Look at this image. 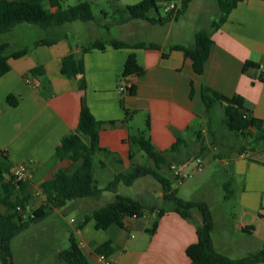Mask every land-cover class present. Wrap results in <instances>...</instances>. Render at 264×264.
Returning a JSON list of instances; mask_svg holds the SVG:
<instances>
[{
	"label": "crops",
	"instance_id": "crops-1",
	"mask_svg": "<svg viewBox=\"0 0 264 264\" xmlns=\"http://www.w3.org/2000/svg\"><path fill=\"white\" fill-rule=\"evenodd\" d=\"M7 1L41 3L50 12H55L59 5L70 7L65 6L67 0ZM92 1L99 8L100 15L113 20L104 24L98 20L84 23L94 32L89 44H83L82 40L72 41L62 30L64 26L45 30L23 24L8 34L0 35L7 37L0 45L8 44V55L28 49L24 57L9 60L11 70L0 78V159L5 158L12 166L33 160L27 190H16L18 195H31L27 213H32L45 203L41 185L53 180L59 170L70 168L72 162L60 160L57 148L65 136L76 131L85 99L96 120L116 121L115 126L105 125L99 135L101 148L110 152V155L101 154L98 157L99 162L106 164L102 172L107 171L115 176L129 170L132 165L129 138L144 131L147 120L150 123L147 136L158 151L170 149L179 139L192 146L179 153L173 161L184 169L195 162L187 163L188 159L198 157L200 145L195 143L201 136L208 154L205 159L220 162L222 167L227 168L233 183L244 177L240 203L245 208L244 216H250L255 225L243 222L239 227L264 238V152L256 156H240L237 150L231 148L224 151L212 149L202 135L206 133L209 123L213 124L202 100L204 86L229 98L241 96L252 115L264 122V82L259 80L264 67V0L239 3L227 21L213 33L214 44L202 76L195 74L192 61L181 51L170 50L180 45L178 43L167 47V41L158 42L161 50L114 49L106 45L104 49L86 51L99 40L141 43V40H131L130 27L145 28L136 24L148 23H116L114 9L127 8L123 4L128 0ZM113 5L114 9L110 11L109 6ZM37 27L42 31L36 32L39 37L28 41L26 38L30 33L39 31L35 30ZM101 28H106L108 34H100L98 31ZM114 29H119L118 36L111 35ZM40 40L54 43L36 46ZM131 54H135L144 74L131 78L135 94L120 93L123 72ZM70 55L83 63L84 75L68 78L62 74L63 60ZM247 62L255 63L259 70L245 74L243 69ZM33 71L39 73L33 74ZM83 81L86 83L85 89L82 87ZM9 98L14 99L15 106L10 104ZM125 110H129V115ZM139 116L143 118V129L132 127ZM214 150L218 152L214 153ZM146 161L145 155L140 153L134 163L144 165ZM169 178L174 180L172 173ZM159 194L162 198L163 194ZM97 201L78 200L52 213H76L70 221L73 232L88 217L77 233V240L84 244L81 249L91 264H98L99 254L96 250L108 242L111 243L112 253L107 257L116 264H190L186 250L198 241L196 231L202 224L198 213L194 214L192 222L175 212H168L160 218L155 213H147V220H125L124 227L113 225L101 230L97 229L96 220L91 217L94 211L102 207L93 205ZM155 224L156 229L151 233Z\"/></svg>",
	"mask_w": 264,
	"mask_h": 264
},
{
	"label": "trees",
	"instance_id": "trees-1",
	"mask_svg": "<svg viewBox=\"0 0 264 264\" xmlns=\"http://www.w3.org/2000/svg\"><path fill=\"white\" fill-rule=\"evenodd\" d=\"M179 0H141L134 6L125 9H114L117 24L122 25L133 21H146L151 25L165 26L180 15H185L189 11L190 5L195 0H181L178 11L167 12L165 17H150L151 12L159 14L161 2H178ZM245 0H217L220 17L214 22L211 31L202 29L195 34L194 43L191 47L175 45L171 51H181L184 56L192 61L193 70L198 76H202L214 44L213 33L217 31L228 19L231 11ZM95 2L92 0H80L72 7L64 8L61 5L55 12H50L41 3L10 2L0 0V35L12 32L16 27L29 24L49 30L75 22H97L94 14ZM53 41L40 40L35 45H51ZM110 45L114 49L131 50H161V45L157 43H136L128 44L119 40L97 41L86 51L94 49H104ZM8 44L0 45V78L10 72V59H19L27 55L28 49H23L8 55ZM166 57V55H165ZM253 70H259V66L253 62H247L243 72L249 74ZM61 72L68 78L84 75V66L81 61H77L73 55L63 60ZM38 74V71H33ZM143 68L138 65L135 54H131L125 65L123 79L134 76H142ZM259 80L264 82V75L261 73ZM83 89L86 83H82ZM135 94V87L128 91ZM193 93V91H192ZM192 95V94H191ZM202 100L205 104L207 114L212 117V113L218 104L223 106V119L221 121L224 130L233 134L238 142L235 149L238 155H259L264 152V122L255 118L252 112L245 106V100L241 96L233 98L226 97L217 91L204 86L202 89ZM12 106H15L13 98H9ZM122 107L124 102L121 100ZM129 115V110H125ZM128 120V117H127ZM211 120H213L211 118ZM212 123H209V126ZM105 125L115 126L116 121L101 122L96 120L85 99L82 101L79 124L76 131L65 136L61 145L57 148V156L60 160L72 162L68 170H59L53 180L43 183L40 187L45 197V203L31 214L27 213L31 195L28 197L18 195V188L21 192L27 190V183L14 184L10 180L9 174L12 168L6 159H0V260L1 264H12L10 245L15 237L28 230L32 224L45 220L54 211L63 209L69 203L84 200L102 198L105 192H112L115 196L113 201L106 206L94 211L92 216L97 223V229L107 230L113 225L124 227V221L134 215L142 216L144 213L155 212V208H147L141 201L123 196L118 193L120 184L131 187L134 183L144 177H153L160 183L163 189V201L171 208H162L157 212V217H163L168 212H175L183 219L192 222L194 214L198 213L202 218V224L197 227L198 241L189 246L186 250L190 259V264H264V249L255 255L242 259H230L219 253L214 246L213 231L214 219L208 204L200 201H186L178 197L177 191L172 189L171 180L162 174L164 166H171V162L177 159L179 153L192 147L185 140L179 139L175 145L166 151H158L153 145L147 133L150 129L149 120L146 122V129L137 134L131 135L130 160L132 162L129 170L118 173L114 180L105 188H101L95 178V161L101 155H110L108 150L101 148L99 135ZM212 135L213 132L210 131ZM199 156L206 154V149L202 145L199 136ZM232 149V148H231ZM143 153L148 164L137 165L134 163L138 154ZM199 158H190L187 163L196 161ZM257 161V160H256ZM152 163L153 165L149 164ZM259 162V161H257ZM101 169L106 167L104 161L99 162ZM180 165V164H178ZM169 166V167H170ZM232 179L225 186L232 184ZM230 196L227 195L226 198ZM18 208L21 210L19 211ZM88 221V217L78 225L76 232L69 235L70 246L66 250L58 252L60 262L66 264H91L87 256L83 253L77 240V233ZM154 225V232L156 229ZM98 254L109 256L112 253L111 243L108 242L98 248Z\"/></svg>",
	"mask_w": 264,
	"mask_h": 264
},
{
	"label": "rangeland",
	"instance_id": "rangeland-1",
	"mask_svg": "<svg viewBox=\"0 0 264 264\" xmlns=\"http://www.w3.org/2000/svg\"><path fill=\"white\" fill-rule=\"evenodd\" d=\"M140 1L128 0L123 6H134ZM78 3L79 0H67L65 6L72 7ZM168 5L169 3L167 2H161L159 14L153 11L149 16L155 18L167 16L166 7ZM179 8L180 5H177L175 12ZM93 9L100 23H110L113 20L112 18L106 19L100 15L98 7L94 6ZM109 9L112 11L114 5L109 6ZM116 17L119 18V16ZM219 17L220 11L215 0H198L191 5L187 14L180 15L165 26L151 25L150 23L137 25L143 24L137 23L136 26H145V28L132 29L130 27L131 40L135 39L142 42L146 41L145 43L152 42L157 44L158 42L167 41V47L174 43L191 47L194 43L195 34L202 29L211 31L212 24L217 22ZM35 30L39 31L30 33L28 38H26L28 41L31 38L39 37V33L36 32H42L39 28ZM62 30L72 41L82 40L83 44H89V39L94 35V32L89 26L84 25V22L64 25ZM98 32L102 35L108 34L106 28H101ZM118 32L119 29H114L111 35L118 36ZM43 36L47 37V35ZM6 38L5 36H0V43H3ZM223 115V106L218 104L212 113L213 124L208 126L206 133L202 135L209 141L212 149L217 148V150L224 151L232 148V150H236L235 147L238 140L233 134L224 130L221 123ZM132 127L143 129V118L139 116L132 124ZM217 150H214V153L218 152ZM211 156L213 157V155ZM206 157H208L207 153L204 156L198 155L196 157L200 158L205 164L202 172L195 174L182 185H178L175 180L171 181L172 189L177 190L178 197L186 201H200L208 204L214 219L212 236L215 242V249L219 253L234 260L257 254L264 249V238L253 232L241 230L239 227V224L243 222L254 224L250 216H244L245 208L240 203V195L245 186L244 177H240L235 183L232 182L226 188L225 186L232 179L229 177L227 168L222 167L220 162L205 159ZM146 164H148L147 161ZM149 164L153 165L150 162ZM170 164L179 166L176 162H171ZM169 166H164L162 169V174L168 179H170L169 175H171ZM195 167L196 161L189 168H181L188 171L193 170ZM94 170L99 187H103L105 184L108 185L114 180V176L109 172H102L98 158L95 161ZM118 193L141 201L147 208H155V214L162 208H171V206L165 204L163 196L162 198L159 197V193L163 194L162 186L151 176L137 180L131 187L120 184ZM227 195L230 197L226 198ZM114 196L112 192H105L102 198L93 205L104 207L113 201ZM147 213L153 214L151 211ZM74 216H76L74 212H67L64 215L51 214L42 222L32 224L28 230L15 237L10 245L12 264H66L59 261L58 252L66 250L70 246L68 237L73 232L70 221Z\"/></svg>",
	"mask_w": 264,
	"mask_h": 264
},
{
	"label": "built area",
	"instance_id": "built-area-1",
	"mask_svg": "<svg viewBox=\"0 0 264 264\" xmlns=\"http://www.w3.org/2000/svg\"><path fill=\"white\" fill-rule=\"evenodd\" d=\"M180 1L181 0H179L178 2L169 3V5L166 7V12H172L177 10V5H180ZM261 73L264 75V67L261 69ZM131 78L124 79L121 82V85L119 87L120 93L128 92L129 89L133 87ZM32 164H33V160L28 159L22 163L13 165L10 170V174L8 178L12 180L14 184L29 182L31 179L30 168ZM204 168H205V164L199 158L196 160V167L193 170L185 171L180 166L173 164L170 166V171L173 175L174 180L178 183V185H182L186 180L191 179L195 174L202 172ZM18 210L20 211L21 209L18 208ZM147 219H148V214L144 213L142 216L134 215L130 218H127L126 220L137 221V220H147ZM72 222H74V220H72ZM83 245L84 244L82 242H79L80 247H82ZM98 264H116V262L111 260L106 255L99 254Z\"/></svg>",
	"mask_w": 264,
	"mask_h": 264
}]
</instances>
